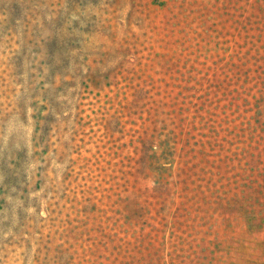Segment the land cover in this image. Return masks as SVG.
Here are the masks:
<instances>
[{
  "label": "rangeland",
  "instance_id": "1",
  "mask_svg": "<svg viewBox=\"0 0 264 264\" xmlns=\"http://www.w3.org/2000/svg\"><path fill=\"white\" fill-rule=\"evenodd\" d=\"M0 264H264V0H0Z\"/></svg>",
  "mask_w": 264,
  "mask_h": 264
}]
</instances>
